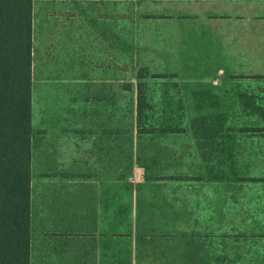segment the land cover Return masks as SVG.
Instances as JSON below:
<instances>
[{
  "label": "crops",
  "instance_id": "1",
  "mask_svg": "<svg viewBox=\"0 0 264 264\" xmlns=\"http://www.w3.org/2000/svg\"><path fill=\"white\" fill-rule=\"evenodd\" d=\"M120 56L200 71L125 149ZM31 129L29 264H264V0H35Z\"/></svg>",
  "mask_w": 264,
  "mask_h": 264
},
{
  "label": "trees",
  "instance_id": "2",
  "mask_svg": "<svg viewBox=\"0 0 264 264\" xmlns=\"http://www.w3.org/2000/svg\"><path fill=\"white\" fill-rule=\"evenodd\" d=\"M0 0V264H29L32 4ZM137 73L138 133L153 132L163 87L146 88ZM151 79L175 78L152 74ZM159 81V80H155ZM169 110L178 106L167 103ZM154 112V113H153ZM151 129V130H150Z\"/></svg>",
  "mask_w": 264,
  "mask_h": 264
},
{
  "label": "rangeland",
  "instance_id": "3",
  "mask_svg": "<svg viewBox=\"0 0 264 264\" xmlns=\"http://www.w3.org/2000/svg\"><path fill=\"white\" fill-rule=\"evenodd\" d=\"M38 1H36L37 3ZM140 61H142V59L140 58ZM75 62V60H73V63ZM151 67L153 68H158V69H152V70H149L147 68H144L145 71H146V74H147V78L144 79L145 81V85H146V88H148L150 90V85L154 84V88L155 87H162L161 85L163 84V87H167V83H162L161 82H166L167 80H170L171 78H164V79H151L150 76L152 74H161V75H166V76H169L171 74H176L177 76V79L179 81H189L191 80L192 78H195L198 73V72H193L191 70V64H188L187 67L188 69H184V70H177V71H174V70H168V69H162V66L160 64H151ZM165 67L167 68H170V65L169 64H165ZM142 68V67H138L137 65V68L136 70H131V69H128V64H124L123 61H122V56H120V89H121V105H120V112H121V117H120V127H121V149H125L126 148V141H129L128 140V136H125L123 134H126L128 135L127 133L129 132V130L131 129L132 127V112L131 110H134V104H135V101H134V97H133V86H131V83H127V81H131L132 79H135V82L136 84L139 82V80L137 79V73H138V70ZM63 73L65 74V72L63 71ZM68 73V72H67ZM155 80H159V81H155ZM177 80V81H178ZM187 105V110H189L190 108V104H186ZM192 106V104H191ZM166 107L165 104H163V106H161L160 108L157 107L156 110H153V111H156L157 113H155L153 115L154 119H156V124H160L161 122L164 121V123L166 121H168L167 119L170 117L168 113L165 114V111L164 110ZM168 111V110H167ZM173 111H175V107H173ZM154 113V112H153ZM176 127H174L175 129H173V131H175V133H179V131L181 132L182 130H185L186 128V123L185 121L184 122H180V120H177L175 122ZM166 125V124H165ZM128 131V132H127ZM170 138L172 141H168L167 143V146L170 147V149L166 150L165 152H163V155L165 157H170L172 158L173 157V151L176 150V149H180L179 145L181 142H186L185 140V137L182 136V135H178V136H170L168 137ZM176 139H179V140H176ZM162 141L158 140V139H155L153 141L150 142V145L151 146V157H154V158H159V156L161 155H158V154H161V151L159 150V143H161ZM161 144H164V143H161ZM175 145V147H173L171 149V147ZM179 152V153H178ZM177 154H182V152L178 151ZM124 171L123 168H121V173Z\"/></svg>",
  "mask_w": 264,
  "mask_h": 264
}]
</instances>
